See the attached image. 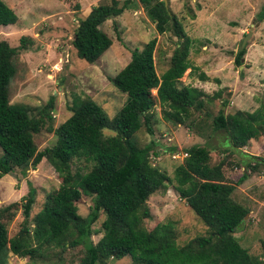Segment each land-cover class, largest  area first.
I'll list each match as a JSON object with an SVG mask.
<instances>
[{
  "label": "trees",
  "instance_id": "trees-1",
  "mask_svg": "<svg viewBox=\"0 0 264 264\" xmlns=\"http://www.w3.org/2000/svg\"><path fill=\"white\" fill-rule=\"evenodd\" d=\"M139 2L157 33L172 32L178 44L160 77L155 70V38L140 51H132L128 64L110 79L115 89L126 96L112 119L89 97L74 98L71 116L57 128H53V97L36 108L10 104L14 57L28 50L33 40L21 37L16 48L0 41V178L17 169L26 176L45 158L61 180L58 189L46 196L42 209L33 217L36 189L30 183L19 202L0 208V264H8L9 253L36 264L48 249L62 253L77 247L83 249L78 264H105L126 257L131 264H264V242L262 256H253L234 236L249 209L234 201L232 194L247 174L243 173L235 183L227 181L225 162L211 164L210 148L193 145L184 150L187 156L170 178L151 163L155 140L143 147L134 140L143 127L154 136L152 124L158 123L155 108L159 106L165 122L197 133L206 129L210 134L223 132L230 146L224 151L239 152L249 142L264 137V98L253 112L236 110L225 115L220 109L208 124V106L221 93L210 96L180 82L186 70H192V40L168 4L165 7L164 0ZM133 7V0H109L92 7L78 21L73 34L72 46L77 57L89 64L96 62L112 45L101 26ZM188 11L194 19L195 15L189 8ZM256 20L264 21V5ZM16 22L14 11L0 0V26ZM245 53L244 48L238 50L236 66L242 65ZM221 106L224 108L226 102H221ZM43 129L53 133L56 140L53 146L38 151L35 136ZM105 130L113 135L104 134ZM240 154L242 165L250 172L258 164L264 165L263 157ZM173 181L179 197L208 229V235L182 246L176 243L171 223L157 224L151 230L144 227L152 219L147 201ZM86 198L92 204L88 215L82 217L77 205ZM19 210L23 215L21 227L15 236L8 237L7 222ZM100 216V230L93 229ZM96 233L102 236L93 243L91 237Z\"/></svg>",
  "mask_w": 264,
  "mask_h": 264
},
{
  "label": "rangeland",
  "instance_id": "rangeland-1",
  "mask_svg": "<svg viewBox=\"0 0 264 264\" xmlns=\"http://www.w3.org/2000/svg\"><path fill=\"white\" fill-rule=\"evenodd\" d=\"M2 1L14 11L17 22L15 25L0 26V41L16 48L21 37L33 40L28 50L14 57L15 75L9 84V103L36 108L53 97V128L71 116L70 107L77 97H89L112 119L124 105L126 96L115 89L110 79L128 64L132 51H140L144 44L155 38V70L160 77L178 44L172 32L157 33L145 7L139 0H133V8L101 26L112 45L96 62L89 64L77 57L72 46L73 34L78 21L85 18L92 7L109 0ZM167 4L193 42L189 55L192 70H186L181 84L199 88L210 96L218 91L221 93L220 98L208 106L210 117L206 122L209 124L220 109L225 115L236 110L253 112L258 109L264 98V21L258 22L256 17L264 0H167ZM188 8L195 15L194 19L190 17ZM245 38L243 48L246 53L242 65L236 66L234 58ZM152 94L155 95L156 90L153 89ZM224 101L226 106L223 108L221 102ZM155 112L158 123L152 124L154 136L151 137L143 127L134 140L140 147L149 144L151 139L155 140L151 163L170 178L182 163L184 150L193 145L210 148L211 164L225 162L223 171L227 181L235 183L243 173L247 174L246 180L232 194L234 201L249 209L247 218L234 236L251 255L262 256L264 165L258 164L250 172L242 165L240 153L264 158V137L239 152H226L224 150L230 146L223 132L210 134L208 129L204 133L190 131L184 126L165 122L159 106H156ZM104 134L113 135L107 130ZM55 140L53 133L43 129L35 136L37 150L53 146ZM60 182L58 174L45 158L35 170H28L26 176H22L17 169L0 178V208L19 202L30 183L36 189V202L31 212L33 217L42 209L46 196L58 189ZM91 204L90 199H83L77 205L78 214L87 216ZM147 204L152 214V219L144 225L147 230L157 224L171 223L179 246L208 235L207 227L179 197L174 181L167 184L164 190L154 193ZM102 219L103 216H100L93 229L100 230ZM22 221L23 215L19 210L7 222L8 237L18 233ZM101 236V233L92 235V242L97 243ZM82 256L81 247L62 253L48 249L34 263L78 264ZM8 257V264L33 263L11 253ZM105 264H131V261L126 257L109 260Z\"/></svg>",
  "mask_w": 264,
  "mask_h": 264
},
{
  "label": "water",
  "instance_id": "water-1",
  "mask_svg": "<svg viewBox=\"0 0 264 264\" xmlns=\"http://www.w3.org/2000/svg\"><path fill=\"white\" fill-rule=\"evenodd\" d=\"M164 4H165V7L167 8V0H164ZM248 36H246V38H247ZM246 38H245V40L243 41V43H242V48H243V46H244V43H245V41H246ZM247 218V216L245 217V219Z\"/></svg>",
  "mask_w": 264,
  "mask_h": 264
},
{
  "label": "built area",
  "instance_id": "built-area-1",
  "mask_svg": "<svg viewBox=\"0 0 264 264\" xmlns=\"http://www.w3.org/2000/svg\"><path fill=\"white\" fill-rule=\"evenodd\" d=\"M187 156V154L183 153L182 154V159L185 158ZM176 156H172V158H175Z\"/></svg>",
  "mask_w": 264,
  "mask_h": 264
},
{
  "label": "crops",
  "instance_id": "crops-1",
  "mask_svg": "<svg viewBox=\"0 0 264 264\" xmlns=\"http://www.w3.org/2000/svg\"><path fill=\"white\" fill-rule=\"evenodd\" d=\"M253 143H257V141H251L248 144H253Z\"/></svg>",
  "mask_w": 264,
  "mask_h": 264
}]
</instances>
